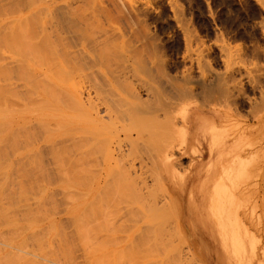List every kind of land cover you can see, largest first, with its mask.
<instances>
[{
  "label": "rangeland",
  "instance_id": "rangeland-1",
  "mask_svg": "<svg viewBox=\"0 0 264 264\" xmlns=\"http://www.w3.org/2000/svg\"><path fill=\"white\" fill-rule=\"evenodd\" d=\"M161 1L165 6L164 16L161 19L153 17L149 20L151 31H156L159 37L158 40H161L158 41L159 46L157 47L159 48H156L157 51L152 50L150 52L146 50L147 52H142L140 59L145 58L143 60H148V63L152 59V62L156 61L158 65L160 58L169 59L167 67L169 74L171 73L172 77L175 75L176 80L181 78L179 82H175L171 77V81L174 80V83H182L184 78L181 76L184 75L185 69L189 68L190 64L188 63L191 56L193 63H195V68L197 67L196 62L199 61L202 69L199 70L200 73L204 72H202L203 75L214 71L215 73H222L227 70V65H229L231 68L239 66L242 68L243 73L246 70V74L244 73L246 76L248 72L249 75L251 74L250 76H253V70L258 64H264V0H179L180 2H177V0L180 18L182 19L181 23L179 21L175 22L176 19L167 1ZM42 2L43 0H0V67H9V69H6V75H9L7 81L1 78L0 83L10 82L14 94L13 98L8 101L9 104L7 103L12 112L8 116L11 117L14 112H19L20 114L25 112L24 115L28 119L26 120L27 123L19 128L16 127V132H13L15 138L19 137L17 142L18 146L21 144L19 148L15 149L16 143V146L13 144L15 148H12L13 146L10 144H6V147L4 144L0 146V155L2 154L0 156V166L2 165L0 167V174H2L0 175V257H2L1 255L3 257L4 255L6 256L7 251L11 252L9 253L10 255L17 254V258L15 256L12 257H15V263L8 254L9 259L7 258L6 260L2 257L8 264L12 262L14 264H22L27 257L28 260L35 259L33 261H37V264L39 258L43 262L40 263L41 261H39L40 264H101L100 262L103 264H116V260H120L119 264H130L129 262L131 264H145L148 261H154V258L157 259V257L156 263L161 258L158 264L163 261L164 264H264V117L261 120L262 122L258 123L256 120L260 114L259 112H257L258 115L256 113V117L251 118V116L247 115L248 113L245 116V112L249 108L247 103L242 108L233 106L235 108L233 109L232 103L229 106V103L223 102L224 100H219L221 102H218L215 99L210 103V100L202 102L204 103L202 107L199 106V103H196L199 102V98L196 99L197 101H193L192 104H190L191 101L183 102L181 105H188L185 106L187 109L182 118L176 115V110H169V107H166V111L168 110L169 112L165 113V115H175V118H177L171 128L172 131L169 129L162 135L165 137L168 134L165 138L166 148L162 151H156L157 148L147 142H141L142 145L136 141L134 142L137 143L138 147L134 144L137 150L139 145L141 148L147 146L150 151L148 150L149 148H145L143 153H153L154 155L148 154V157L144 154V157L141 154V151L144 150L143 148L140 151L134 148L137 153L141 152L140 156L143 157L141 158L138 155L139 160L138 158L137 160L140 161V158L142 159L143 163L141 165H144L142 169H145L146 174L144 175H147V188H145L146 190L142 188L144 185L140 183V178L137 180V185L134 184V186L133 180L129 182L125 173L124 168H127V166L123 167L119 162L114 166L111 160L108 164L103 163V150L106 148H104V142H98L97 139H104L105 133L108 134L118 130V132L120 131V138L123 139L122 143L125 144L126 148L128 142L124 140L127 131L133 132L132 137H135L139 132L140 135L151 139L155 135L154 129H150V126L144 127L140 119H137V121L139 120L137 125L135 118L129 120L130 118L128 119L127 117L130 122L119 119L115 124L111 123L113 125L111 126L109 125L110 122L106 121L102 105L100 106L99 116L102 122L106 121L105 125L107 127L102 126L98 121L97 125V122L92 121L87 112L84 111L88 105L85 99L82 100L84 102V110L68 100L69 97L67 98V95H72L75 89L79 91L82 89L90 90L92 93L94 90L100 91L101 74L79 67H65L57 71H50L43 67L44 65L41 62L42 55L40 54L41 48L36 43L38 37L39 39L41 37L39 36V30L42 27L44 11H42L43 7L40 10L38 8L43 6ZM34 3L35 5H33ZM53 6L52 8L54 9ZM196 49L199 50L197 51ZM118 65L123 67L124 62L120 61ZM156 65L151 68L154 70L150 71V74L153 73V77L151 75L146 76L148 73L144 74L146 71L142 70V66L134 63L132 67H129L133 70L128 73L131 78L127 75L126 82L130 84L132 82V85L136 86V83L154 79V84L161 85L163 81L165 84L167 79L163 78L162 71L159 72L162 70L161 65L155 68ZM122 67L119 68L122 70ZM119 68L115 69L118 71L120 70ZM129 68H123V70ZM106 74L110 76L109 74H112V71L108 70ZM136 75L140 80L137 79ZM170 75L168 76L169 79ZM44 76L53 81L54 89L50 85H46V82L42 80ZM122 79L121 77L117 79L118 84ZM243 79L245 80V78ZM42 82L44 83L39 85ZM13 83H16V85ZM26 85L28 86L27 88L25 87ZM165 85L162 84L161 86L166 87L167 85ZM244 85L243 89H247V93L243 90L245 97L260 95L259 91L253 92L251 90V83L248 85L245 80ZM13 86L15 87L13 88ZM42 86L45 89H39ZM30 88L34 90H30ZM56 88L59 92L61 91L58 96L53 92V94L49 92L55 91ZM37 89H39L40 93L44 91L48 95L47 100H45L46 104L40 97L37 99L38 96L36 94L38 92H35ZM143 91H140V95L142 99H146V92ZM262 94L264 95V89ZM4 105H6L5 102L1 103L0 107L6 111L0 109V113L3 112L2 114L7 115L8 106L5 107ZM24 109L27 111H24ZM22 110L23 112H20ZM54 111L58 114H54ZM52 112L54 116L51 118L48 116L47 118L48 113L51 115ZM41 113L42 115L44 113L45 116H42ZM160 118H162V115ZM45 120L47 124L44 125ZM132 121L135 122L131 123ZM40 123L44 126H41ZM49 124L51 130L44 132L46 130L44 127ZM133 124L138 128L134 127ZM15 126L13 125V128ZM133 128H135V132ZM43 137L48 138V140L44 141ZM94 140H97V142L95 141L94 143ZM93 144H98V146L95 148ZM25 145H27L28 150L25 149ZM65 146L71 150V154L69 152L63 154L60 152L64 151ZM93 147L96 150H100V152L98 151L97 153ZM55 148L56 150L58 149L56 155L54 153ZM11 149L14 150H12L14 152L13 155ZM17 150L18 152H16ZM99 154L103 156L100 155L102 156L100 158ZM57 155H59V158H57ZM64 155H71L72 159L70 158L69 160ZM94 157H96V161L99 159V162L97 161L96 163ZM154 157H158L156 158L158 162L154 159L155 164L153 166L152 159ZM24 158H26V163L25 161L19 162L23 161ZM32 158L34 159L32 160ZM14 160H17L16 164H14ZM28 160L32 161L33 164H30L32 167L29 165ZM6 162L9 163L7 164L9 166L5 164ZM11 163L14 165L10 166ZM138 163L140 164V162ZM157 163L158 165H156ZM18 167L21 168L20 171L22 172L26 170L24 178L21 177L24 173L20 172ZM31 171L34 175L31 174ZM128 182L132 185L130 184V186ZM136 186L141 188H136ZM131 187L136 188L135 191ZM131 189V194L139 192V189H142V191L140 190L138 194H130L128 200L126 199L127 203H125L124 199L126 197L124 198V196H127V192ZM146 191L150 194L153 193L150 196L154 194L155 196L149 199ZM98 194L99 197H96ZM142 194L144 197L141 196ZM133 196L134 201L132 199ZM94 197L97 198L96 204L98 203L100 212H97L98 215H96V211L93 210L94 206H92L95 204L93 201ZM129 202H132L133 205H136V203L139 206L142 203L146 205L141 206L143 209H138L140 208L139 206L132 209L133 205ZM148 203L152 207L147 205ZM130 204L131 207L129 208L134 212L132 216H130L132 212L128 209ZM126 207L130 213L125 212ZM147 207L150 210L147 209L148 211H146ZM2 208L4 209L2 210ZM101 209L102 212L100 211ZM104 209L108 210V216ZM122 209L125 211H123V217L121 216L120 219ZM134 209H138L139 214ZM33 210L36 211L33 212ZM164 211L167 215L163 214ZM41 215L42 219L40 218ZM134 215L137 216L134 217ZM33 216H35V219L31 218ZM6 217L11 218L7 219ZM28 217L31 219H28ZM139 217L141 218L139 219ZM144 217L149 219L144 222ZM130 218L133 219L131 220ZM102 219L110 223H105ZM98 221L100 225L99 228H96L98 227L97 223L99 224ZM149 225H152V227ZM156 225L157 227L160 226L158 231H162L160 232L162 237L158 235ZM23 226L24 228H22ZM148 230L149 233L147 232ZM143 232L149 235L153 234L155 239H163L161 242L160 240L155 241L152 240L153 236L150 235L152 236V239L148 236L150 242H155L149 244L150 242L146 238L147 235L143 236L145 235ZM134 236L136 241L132 239ZM40 237L45 242L40 240ZM142 238L144 241L147 240L149 242L144 243L147 248H145L146 246L143 247V240L140 242ZM158 241L159 243L157 244L156 242ZM39 243L42 244L41 247ZM154 244L157 246L154 247ZM150 247L153 249V253ZM155 249L159 251H155ZM125 252L127 254L123 255ZM129 252L130 254H128ZM42 253L44 254L43 256ZM18 254L20 255L18 256ZM22 254H26V257L24 258ZM18 257L19 259L21 257V259L17 260ZM128 259L129 261L127 262L126 260ZM3 260H1L2 262L0 261L1 264L4 262ZM31 263L32 261H30ZM152 263L150 262V264Z\"/></svg>",
  "mask_w": 264,
  "mask_h": 264
},
{
  "label": "bare ground",
  "instance_id": "bare-ground-1",
  "mask_svg": "<svg viewBox=\"0 0 264 264\" xmlns=\"http://www.w3.org/2000/svg\"><path fill=\"white\" fill-rule=\"evenodd\" d=\"M36 1V0H34ZM167 1V3L170 5L169 7H171V11L173 12V16L174 18L176 19L175 22L177 21H181L182 19L180 18V11H179V6L177 4V2H180L179 0H165ZM177 1V2H176ZM32 2V1H31ZM53 2H54V6H53ZM36 3V2H35ZM35 3L33 5H35ZM43 6L41 7H37L39 10L43 7L42 11H44L42 14L44 16L43 19H42V27L40 28V39L38 37L36 43L38 44V47L41 48L40 49V54L42 55L41 56V62L42 64L44 65L43 67L46 68L47 70H50V71H57L58 69H61V68H67V67H79V68H82V69H88L90 71H96L98 72L99 74H101V83L99 84V90H94L93 93L92 91L90 90H74V92L72 93V95H67V98L69 97V101L73 102L75 104V106H79L80 109L84 110L83 107H84V102L82 101L83 99H85V101L87 102V106L85 107L86 110H84L85 112H87V114L89 115V117L92 119V121H95V122H99L101 123V125L107 127L105 125L106 121L110 122L109 125L113 126L112 124H115L119 119H124V120H131L132 118H135V120L137 121V119H140L143 123V126L144 127H147V126H150V129H154V137L152 136V138H146L142 135L139 134V132L137 133V135L135 137H132V133L127 131L126 133V138L124 141L128 142V146L125 148V144L122 143L123 139L120 138V131L118 132V130H114L113 132L111 133H108L104 135V139H97L98 142H104V148H106L105 150H103L102 152L104 153V156L102 154H99V157L101 158L102 156V160H103V163L104 164H108V162L111 160L113 161L114 163V166H116L117 162H119V164L123 167L127 166V168L125 167L124 170H125V173L127 174V178H128V181L136 184L137 185V180L140 178V183L142 185H144V187H141L146 190L145 188H147V185H146V178H147V175H144L146 174V171L145 169H142L144 167V165H141V163H143L141 160V157L140 156V153L142 155H147L149 157L150 154L153 155V153H148L145 152V148H149L145 145L142 150V148L140 147L141 142H147L149 144H151L154 148H157L156 151L158 150H163L166 148V141H165V137L162 136L165 134V132L167 130H171V128L173 127L174 123H175V115H165V113H168L169 111L167 110L166 111V107H169V110L171 109H174L177 111L176 115L180 118H182L184 116V113L187 109V107H185L186 105L188 104H184V105H181L183 102H190V104L193 103V101H197L196 99H198L199 102H196V103H199L200 105L199 106H203L204 101H209V103L215 99V101L217 100L218 102H226V103H229V106L232 105L235 106V108H242L244 106L245 103H247V107L248 109L246 110L247 112H245V116L249 115L252 117H256V113L259 112L260 114L258 115V119L256 121L258 123H260L261 120H263V117H264V95L262 94L263 92V89H264V64H258V66L254 69L253 67V71H254V74L253 76H250L249 75V72L247 74V76L245 75L246 73V70L244 71L243 73V70L241 67L237 66V67H233L231 68L229 65H227V70H223L224 72L222 73H215L214 72H210L207 74H202V72L200 73V70L201 69V65H199V61L196 62L197 64V67L195 68L194 67V64L191 57H190V61L188 64L189 65V68L187 67L185 69V73H183L181 76L183 81L182 83H174L173 81L175 80V82H179V80L181 78H179V80H176V77L174 75V77H172L170 74H169V69H167L168 67V60L167 58H163L161 59L160 58V61H159V65L156 63V61L152 62V59H150V63H148V60L145 61L143 59H140L141 55L143 54L142 52H145L146 50L148 51H157L156 48H159L157 46L158 45V41H161V40H158L159 37L156 33V31H151L150 27H149V20L152 19L153 17H156L157 19H161L163 16H164V12H165V6L163 5L162 1H157V0H43ZM52 6L54 7V9L52 8ZM181 9V8H180ZM37 10V9H36ZM182 11V10H181ZM35 12V11H34ZM39 12V11H38ZM37 12V13H38ZM36 14V13H35ZM40 15V13H39ZM182 15V13H181ZM181 23V22H180ZM182 26V25H181ZM186 28V27H185ZM42 29V30H41ZM155 29V28H154ZM183 29V27H182ZM38 30V29H37ZM34 32H38V31H34ZM37 35V34H36ZM35 36V35H34ZM187 36V35H186ZM194 36V35H193ZM37 37V36H35ZM34 37V38H35ZM189 37V36H188ZM38 40H40L38 42ZM188 40V38H187ZM160 43V42H159ZM187 43V42H186ZM41 45V46H39ZM190 45V44H189ZM188 47V46H187ZM199 47V46H198ZM197 47V48H198ZM197 50V49H196ZM199 50V49H198ZM197 50V51H198ZM146 51V52H147ZM190 51V50H189ZM196 51V52H197ZM156 53V52H155ZM188 53V52H187ZM194 54V53H193ZM151 55V54H150ZM188 58V57H187ZM201 59V58H200ZM124 62V66H119L118 63H120V61ZM143 60V61H142ZM189 60V59H188ZM118 62V63H117ZM138 63V65L140 64L142 66V70L146 71L144 74L147 75H151L153 76L152 74H150V71L151 70H154V69H151L153 68V66H155L156 64V67L157 66H160L162 68V70H160L159 72L162 71V76H164L163 78L166 80L167 79V84L165 82V85L164 84V81H163V85H165L166 87H163L161 86V82L162 80L158 81V83H160L161 85L155 83L154 84V79L152 77L153 80H144L142 83H136V86H133L132 85V82L131 84L129 82H126L127 80V77L129 76L128 73H130L131 70L133 69H130L129 67L132 65H134ZM229 63V62H228ZM234 63V62H233ZM244 63V62H243ZM231 64V63H230ZM245 64V63H244ZM255 64V63H254ZM112 65H113V68H112ZM115 65V67H114ZM204 65V64H203ZM261 65V66H259ZM3 66V65H2ZM122 67V70L119 68V67ZM185 66H187L185 64ZM4 67V66H3ZM1 68L0 67V80L1 78L4 79V81H7L8 79V76L9 75H6L7 74V70L6 69H9V67H4V68ZM27 67V66H26ZM203 67V66H202ZM208 67V66H207ZM96 68V69H95ZM117 68H119L121 70V72H119L120 70H116ZM123 68H129V69H125L123 70ZM139 68V67H137ZM160 68V69H161ZM198 68V69H197ZM141 69V67H140ZM197 69V70H196ZM209 69V68H208ZM108 70H111L112 71V74H109L110 76H108V74H106V72ZM157 70V69H156ZM184 70V69H183ZM199 70V71H198ZM202 70V69H201ZM141 71V70H139ZM158 71V70H157ZM212 71V70H211ZM251 71V70H250ZM123 72V73H122ZM132 72V71H131ZM138 72V71H137ZM154 72V71H153ZM22 73H24V71H22ZM142 73V74H143ZM204 73V72H203ZM157 74V73H155ZM154 74V75H155ZM128 75V76H127ZM133 75V74H132ZM170 75V79H169V76ZM180 75V74H178ZM244 75V77H242ZM123 76V77H122ZM135 76V75H134ZM137 76V75H136ZM118 77V78H117ZM123 78L121 80V82H119L118 84V80L117 79H120ZM130 77V76H129ZM156 77V76H155ZM171 77L174 79H172L173 81H171ZM131 78V77H130ZM149 78V77H148ZM246 80V83H251L252 86H251V90L254 92V91H259L260 92V95L256 96V97H245L244 95V91L245 89H243L245 87L244 85V79ZM137 79H138V76H137ZM144 79V78H143ZM151 79V77H150ZM157 80V77L155 78ZM161 79V78H160ZM178 79V78H177ZM43 81L46 82V85H50L53 89H54V84H52L53 81H50L49 78L45 77L42 79ZM129 80V79H128ZM140 80V79H138ZM155 80V81H156ZM159 80V79H158ZM120 81V80H119ZM124 81V82H123ZM131 81V80H129ZM136 81V80H135ZM123 82V83H122ZM138 82V81H137ZM157 82V81H156ZM44 82L40 83L39 85L43 84ZM120 83H122V85H120ZM14 85H16V83H13ZM134 84V83H133ZM18 85V84H17ZM135 85V84H134ZM244 85V87H243ZM247 85V84H246ZM19 86V85H18ZM15 86H13L14 88ZM17 87V86H16ZM26 88L28 87L27 85L25 86ZM249 87V86H248ZM39 89H45L43 86ZM39 89H37V91H35L38 96L37 99H39V97L41 98V100L43 101L44 100V103L46 104V101L47 100V94L46 92L44 91H39ZM27 90V89H25ZM30 90H34V89H31ZM145 91L146 92V99H142V96L140 95V91ZM247 90V89H246ZM245 90V92H246ZM143 91V92H144ZM49 92H53L54 94H56V96H58V94L61 92L58 91V89L56 88L55 91H49ZM64 92V91H63ZM257 92V93H259ZM52 93V94H53ZM67 93V92H65ZM247 93V92H246ZM46 94V95H45ZM93 94V95H92ZM262 94V95H261ZM101 95V96H100ZM249 95V94H248ZM247 95V96H248ZM257 95V94H256ZM14 94L12 92V88H11V83L10 82H6V83H0V104L2 103H6V105H4L5 107H7V103L9 104L8 101L11 100V98H13ZM66 97V95H65ZM143 97V98H144ZM152 99H150V98ZM223 98V99H221ZM165 99V100H164ZM201 99V100H200ZM221 100V101H219ZM3 101V102H2ZM201 101V103H200ZM205 102V104H207ZM222 102V103H223ZM232 103V104H230ZM43 104V102H42ZM189 104V105H190ZM225 104V103H224ZM223 104V105H224ZM103 106L104 107V111H105V115H106V121H103L101 120V117L99 116V113H100V106ZM181 105V106H179ZM227 105V104H226ZM45 106V105H44ZM208 106H210L208 104ZM9 107V106H8ZM7 109L9 110L6 114H2L0 113V146L1 145H5L6 147V144H10L11 146H18V140H19V137L15 138L14 135H13V132L15 131L16 132V129L19 128L21 125L27 123L26 120H28L26 117V115H24V113L20 114L19 112L18 113H13V115L8 116L9 113L11 112L10 110V107ZM205 107V106H204ZM233 107V109H235ZM3 111H6L4 110V108H1ZM50 110V109H49ZM48 110V111H49ZM211 110V109H209ZM238 111V109H236ZM24 111H27L24 109ZM47 111V112H48ZM20 112H23L20 111ZM51 112V111H50ZM58 112V111H57ZM84 112V113H85ZM262 112V113H261ZM12 113V112H11ZM36 113H39V112H36ZM246 113H248L246 115ZM28 114V113H27ZM46 114V113H45ZM54 114H58L54 111ZM33 115V114H32ZM42 115V113H41ZM44 115V113H43ZM42 115V116H43ZM52 115V116H51ZM48 113L47 115V118L48 116L53 117V112L51 113ZM162 115V118H160V116ZM26 116V117H25ZM31 116V115H30ZM38 116V115H37ZM40 116V114H39ZM45 116V115H44ZM29 117V115H28ZM125 117V118H124ZM128 119H127V118ZM25 118V119H24ZM37 118V117H36ZM33 119V118H32ZM45 119V118H44ZM54 119V118H53ZM248 119V118H247ZM250 119V118H249ZM47 120V119H46ZM43 123L44 125L47 124V122ZM51 120V119H49ZM122 120V121H124ZM128 120V121H129ZM134 120V119H133ZM30 121V120H29ZM38 121V120H37ZM43 121V119H42ZM140 121V122H141ZM39 122V121H38ZM36 122V123H38ZM98 122H97V125H98ZM130 122V121H129ZM135 121H132L131 123H133ZM138 122L139 120L137 121V125H138ZM262 122V121H261ZM112 123V124H111ZM51 124V123H50ZM47 125L46 127H44L46 130H44V132L46 131H49L51 130V128L49 127L50 126ZM140 124V123H139ZM13 125H17L15 126V128H13ZM41 125V123H40ZM44 125H41V126H44ZM134 125V124H133ZM26 126V125H25ZM136 125H134L135 127ZM17 127V128H16ZM137 127V126H136ZM140 127V126H139ZM37 128V127H36ZM43 128V127H42ZM104 128V127H103ZM123 128V127H122ZM138 128V127H137ZM15 129V130H14ZM135 128H133V131H134ZM42 130V129H41ZM146 130V129H145ZM148 130V129H147ZM151 131V130H149ZM172 131V130H171ZM69 132V131H68ZM123 132V131H122ZM135 132V131H134ZM153 132V131H152ZM169 133V132H168ZM171 134V133H170ZM162 136V137H161ZM14 137V138H13ZM164 137V138H163ZM95 138V137H94ZM163 138V139H162ZM170 138V137H169ZM21 139V138H20ZM24 140H26L25 138H23ZM45 139V140H44ZM22 140V139H21ZM43 140L44 141H47L48 138H44L43 137ZM97 140H94V143L95 141L97 142ZM169 140V139H168ZM171 140V139H170ZM137 142L139 143V148L137 150V148L134 146V144H136L137 146V143H134V142ZM20 142V141H19ZM125 142V143H126ZM169 142V141H168ZM16 143V144H15ZM33 143V142H32ZM48 144V143H47ZM169 144V143H168ZM21 146V144H19ZM94 145V144H93ZM12 147V148H15V147ZM15 149L19 148L20 146H18ZM98 146V144L94 145V147L96 148ZM24 147V145H23ZM93 147V148H94ZM138 147V146H137ZM22 148V147H21ZM38 148V147H37ZM94 148V149H95ZM136 148L137 151H140L142 150L140 153H137V151L134 149ZM25 149L28 150L27 148V145H25ZM13 149H11L12 151ZM31 150V149H29ZM54 153L56 155V151H58V149L56 150V148L54 149ZM93 150V149H92ZM96 150V149H95ZM150 151V148L148 149ZM14 151V150H13ZM12 151V155H13V152ZM70 149H68V147H64V151H60L62 154L63 153H66V152H69L70 153ZM98 151L100 152V150H96V152L98 153ZM18 152V150L16 151ZM29 152V151H28ZM53 152V151H52ZM152 152V151H151ZM59 154V152H57ZM95 153V152H94ZM28 154V153H27ZM25 154V155H27ZM71 154V153H70ZM4 155V153H3ZM15 155V154H14ZM29 155V154H28ZM27 155V156H28ZM31 155V153H30ZM78 155V154H77ZM102 155V156H100ZM138 155L141 157L140 158V161L139 160V157ZM144 155V157H145ZM161 155V154H160ZM2 156V154L0 155ZM18 156V154H17ZM71 155L69 156H65V158L69 159L70 160V157ZM146 156V157H147ZM159 156V155H158ZM4 157V156H3ZM30 157V156H29ZM21 158V157H19ZM28 158V157H26ZM26 158H24L23 161H19V162H24L26 163ZM57 158H59V155H57ZM95 158V159H94ZM94 161H96V157H94ZM138 158V160H137ZM151 158V156H150ZM158 158V157H156ZM155 157L152 159L153 161V166H154V159H156ZM13 159V157H12ZM18 159V158H17ZM34 158H32L33 160ZM72 159V158H71ZM98 159V158H97ZM4 160V159H2ZM99 160V159H98ZM97 160V161H98ZM100 159V161H102ZM147 160V158H146ZM151 160V159H150ZM149 160V161H150ZM6 161V160H4ZM12 161V160H11ZM15 161V160H14ZM29 161V160H28ZM96 161V163H97ZM136 161L140 162V164L136 163ZM144 161V160H143ZM156 162H158V159L155 160ZM0 162H1V159H0ZM3 162V161H2ZM13 162V161H12ZM34 162V161H33ZM36 162V161H35ZM99 162V161H98ZM10 163V161H9ZM8 162H6L5 164H9ZM17 163V160L15 161L14 164ZM112 163V162H111ZM150 163V162H149ZM3 164V163H1ZM13 163L10 164V166L12 165ZM13 164V165H14ZM30 164H33L32 161H29V165ZM19 165V163H18ZM25 165V164H23ZM98 166V164H96ZM95 165V167H97ZM147 165V164H145ZM158 165V163L156 164ZM5 166V165H4ZM3 166V167H4ZM9 166V165H7ZM21 166V165H20ZM31 166V165H30ZM113 166V165H112ZM111 166V168H112ZM143 166V167H142ZM2 167V165L0 166ZM22 167V166H21ZM32 167V166H31ZM109 167V166H108ZM107 167V170H109ZM158 167V166H157ZM7 168V167H5ZM19 168V171H20V167ZM24 168V167H23ZM27 168V167H26ZM30 168V167H29ZM34 168V166H33ZM96 169V168H95ZM162 169V167H161ZM13 170V169H12ZM32 170V169H31ZM34 170V169H33ZM36 170V169H35ZM42 170V169H41ZM106 170V171H107ZM147 170V169H146ZM148 171V170H147ZM3 172V171H2ZM9 172V171H8ZM22 172V171H20ZM1 173V172H0ZM22 174L24 178V175H26V170L25 172L23 171ZM28 173V171H27ZM38 173V172H37ZM106 173V172H105ZM109 173H110V170H109ZM21 174V173H20ZM19 174V175H20ZM29 174V173H28ZM31 174H32V171H31ZM40 174V173H38ZM151 174V173H150ZM149 174V175H150ZM2 175V174H0ZM4 175V173H3ZM34 175V173L32 174ZM37 175V174H36ZM35 175V176H36ZM107 175V174H106ZM110 175V174H109ZM133 175V176H131ZM47 176V175H46ZM112 176V175H110ZM3 177V176H1ZM9 177V176H8ZM26 177V176H25ZM28 177V176H27ZM37 177V176H36ZM7 178V177H6ZM5 178V179H6ZM10 178V177H9ZM20 178V177H19ZM32 178L34 179V177L32 176ZM38 178V177H37ZM21 179V178H20ZM43 179V178H42ZM41 179V180H42ZM1 180V179H0ZM24 180V179H23ZM35 180V179H34ZM135 180V181H134ZM6 181V180H5ZM4 181V182H5ZM31 181V180H30ZM98 182V181H97ZM128 182V183H129ZM135 182V183H134ZM2 183V181H1ZM15 183V182H14ZM27 184V183H26ZM31 184V182H30ZM46 184V183H45ZM131 183H129L130 185ZM2 185V184H1ZM25 185V184H23ZM22 185V186H23ZM40 185V184H39ZM96 185V184H95ZM132 185V184H131ZM130 185V186H131ZM140 185V184H138ZM19 186V184H18ZM26 186V185H25ZM28 186V185H27ZM30 186V185H29ZM41 186V185H40ZM135 186V185H134ZM3 187V186H1ZM133 187V186H132ZM131 187V188H132ZM140 187V186H138ZM136 186V188H138ZM140 187V188H141ZM22 188V187H20ZM25 188V187H24ZM135 188V189H136ZM3 189V188H2ZM128 189H130L128 187ZM134 191L135 189L132 188ZM127 192V196H124V201L125 203H127L126 201L128 200V196L130 197V191ZM4 190V189H3ZM140 190L142 191V189H139V192ZM150 190V189H149ZM20 191V190H19ZM138 191V190H137ZM148 191V190H147ZM146 191V192H147ZM1 192V191H0ZM11 192V191H9ZM15 192V191H14ZM40 192V191H39ZM139 192H134V194H138ZM145 192V194H146ZM3 193V192H2ZM41 193V192H40ZM98 193V192H97ZM147 192V197H149V199H151L153 196H155V194L153 196H150L152 195L153 193H149ZM14 194V193H12ZM20 194V192H19ZM26 194V193H25ZM123 194V193H122ZM133 194V193H132ZM131 194V195H132ZM133 194V195H134ZM141 194V193H140ZM139 194V196H140ZM2 195V194H1ZM21 195V194H20ZM95 195V194H94ZM7 196V195H6ZM23 197V195H21ZM136 196V195H135ZM141 196L144 197V195L142 194ZM26 197V196H25ZM96 197H99V194L98 196ZM142 197V198H143ZM11 198V197H10ZM24 198V197H23ZM27 198V197H26ZM95 198V197H94ZM134 198V196L132 197V199ZM138 198V197H137ZM136 198V199H137ZM141 198V197H140ZM139 198V199H140ZM97 198L93 199L94 201V206L93 207V210L96 211V213H100L99 212V209H98V203L96 204ZM122 199V200H123ZM127 199V200H126ZM168 199V198H167ZM171 199V198H170ZM15 200V199H13ZM40 200V199H39ZM96 200V201H95ZM141 200V199H140ZM153 200V199H152ZM25 201V200H24ZM30 201V200H29ZM131 201V200H129ZM134 201V199H133ZM151 201V200H150ZM174 201V199H173ZM11 202V201H10ZM148 202V201H147ZM146 202V203H147ZM154 202V201H153ZM33 203V202H32ZM106 203V202H105ZM129 203H132V202H129ZM136 203V202H135ZM137 203H138V200H137ZM136 205L132 203V207H131V204L130 206H128V209L129 211L132 212V209L135 207H138L139 204ZM142 203V202H141ZM152 203V202H151ZM40 204V203H39ZM150 203H148L147 205H149ZM172 204V203H171ZM175 204V202H174ZM26 205V204H25ZM29 205V204H27ZM97 205V207L95 208V206ZM143 205V203L141 204V206ZM146 205V204H144ZM143 205V206H144ZM154 205V203H153ZM167 205V204H166ZM9 206V205H8ZM11 206V205H10ZM100 206V205H99ZM107 206V205H106ZM139 206L140 208L138 209H143V207ZM150 207H152L151 205H149ZM176 206V205H174ZM173 206V207H174ZM178 206V205H177ZM1 207V206H0ZM20 207V206H18ZM26 207V206H25ZM101 207V206H100ZM131 207V208H129ZM11 208V207H10ZM31 208V207H30ZM95 208V209H94ZM107 208V207H106ZM105 208V209H106ZM169 208V207H168ZM171 208V207H170ZM4 208H2L3 210ZM8 209V207H7ZM18 209V208H17ZM98 209V210H96ZM104 209V210H105ZM125 209V208H124ZM138 209H134L135 211L137 210L138 214H139V210ZM147 209H149L148 207L146 208V211H148ZM6 210V209H5ZM31 210V209H30ZM44 210V208H43ZM126 210V211H125ZM125 210H121L122 213H120V219H121V216L123 215V211L125 212H128L130 213L129 211H127V207ZM150 210V209H149ZM158 210V209H157ZM174 210V209H173ZM178 210V209H177ZM175 210V211H177ZM7 211V210H6ZM5 211V212H6ZM19 211V210H18ZM29 211V210H28ZM27 211V212H28ZM36 211V210H33V212ZM46 211V210H45ZM102 212V209L100 210ZM107 212V216L109 214L108 210H105ZM11 212V211H10ZM13 212V211H12ZM23 212H24V208H23ZM32 212V210H31ZM42 212V211H41ZM104 212V213H106ZM163 212V211H162ZM167 212H169L167 210ZM173 212V211H172ZM37 213V212H36ZM98 213L96 215H98ZM134 212H132V214L130 213V216L133 215ZM142 213V212H141ZM143 213H144V210H143ZM142 213V214H143ZM178 213V212H177ZM8 214V213H7ZM14 214V213H13ZM24 214V213H23ZM39 214V213H38ZM43 214V213H42ZM94 213H92L93 215ZM136 214V213H135ZM164 215L166 214L165 211L163 213ZM34 215V214H32ZM96 215L94 214V216L96 217ZM127 215V214H125ZM124 215V216H125ZM129 215V214H128ZM145 215V213H144ZM149 215V214H148ZM159 215V214H158ZM167 215V214H166ZM10 216V214H9ZM37 216V215H36ZM137 216V215H136ZM134 215V217H136ZM139 216V215H138ZM141 216V215H140ZM2 217V216H1ZM8 217V216H7ZM6 217V218H7ZM19 217V216H18ZM27 217V216H25ZM35 216L31 217L32 219L34 218ZM42 217V215L40 216V218ZM104 217L106 219H108V217H106L104 215ZM123 217V216H122ZM167 217V216H165ZM4 218V217H2ZM11 218V217H10ZM10 218H7V219H10ZM14 218V217H13ZM16 218H17V215H16ZM20 218V217H19ZM28 217V219H31ZM52 218V217H51ZM141 217H139L140 219ZM146 217L143 218V220L145 219ZM35 219V218H34ZM37 219V218H36ZM42 219V218H41ZM127 219V218H126ZM125 219V220H126ZM129 219V218H128ZM131 220L133 218H130ZM138 219V220H139ZM149 218L145 219L144 222H146V220H148ZM5 220V219H4ZM13 220V219H12ZM21 220V219H19ZM52 220V219H50ZM93 220V218H92ZM105 219H102V221H104ZM109 220V219H108ZM142 220V221H143ZM15 221V220H14ZM23 221V220H22ZM33 221V220H32ZM100 220V222H102ZM141 221V220H140ZM26 222V221H25ZM37 222V221H36ZM99 222V221H98ZM100 222L99 224L97 223L98 227L96 228H99V225H100ZM105 223H110L109 221H104ZM95 223V222H94ZM140 223V222H139ZM162 223V222H160ZM159 223V224H160ZM8 224V223H7ZM112 224H114L112 222ZM112 224H109V225H112ZM154 224V223H153ZM61 225V224H59ZM95 225V224H94ZM102 225V224H101ZM16 226V225H15ZM58 226V225H57ZM138 226V225H137ZM150 226V225H149ZM9 227V226H8ZM52 227V226H51ZM94 227V226H93ZM136 227V226H135ZM152 227V225L150 226ZM155 227V226H154ZM157 227V225H156ZM160 227V226H159ZM157 227V232H158V235H160V232H162L160 230V232L158 231L160 228ZM24 228V226L22 227ZM44 228V227H43ZM95 228V227H94ZM10 229V228H9ZM15 229V228H14ZM41 229V228H40ZM47 229V228H46ZM50 229V228H49ZM59 229V227H58ZM79 229V228H78ZM146 229V228H144ZM147 229H150V228H147ZM11 230V229H10ZM19 230V229H18ZM44 230V229H43ZM82 231V229H80ZM98 230V229H97ZM15 231V230H14ZM13 231V232H14ZM8 232V231H7ZM10 232V231H9ZM47 232V231H46ZM59 232V231H58ZM61 232V231H60ZM67 232V231H66ZM85 232H86V229H85ZM96 232V231H95ZM98 232V231H97ZM103 232V231H102ZM141 232V231H140ZM149 233V230L147 231ZM49 233V232H48ZM84 233V232H83ZM142 233V232H141ZM140 233V234H141ZM21 234V233H20ZM32 234V233H31ZM53 234V233H52ZM58 234V233H57ZM63 234V232H62ZM73 234V233H72ZM131 234V233H130ZM143 236H146V238H148V236L152 239V236H153V239L152 240H161L163 239H155V236L153 234H150L152 236H150L149 234L147 233H144L143 232ZM15 235V234H13ZM17 235V233H16ZM98 235V234H97ZM126 235V234H125ZM134 235V234H133ZM156 235V234H155ZM62 236V235H61ZM115 236V235H114ZM124 236V235H123ZM137 236V235H136ZM9 237V236H8ZM7 237V238H8ZM16 237V236H15ZM29 237V236H28ZM39 237V235H38ZM37 237V238H38ZM54 237V236H53ZM52 237V238H53ZM82 237V236H81ZM108 237V236H107ZM110 237V236H109ZM131 237V235H130ZM138 237H140L138 235ZM137 237V238H138ZM156 237H159V236H156ZM160 237H162L160 235ZM31 238V237H30ZM36 238V239H37ZM41 238V237H40ZM55 238V237H54ZM86 238V237H85ZM136 238V239H137ZM150 238H148L147 240L150 242ZM15 239V238H14ZM62 239V238H61ZM129 239V238H128ZM135 240V236L134 238H132ZM130 239V240H132ZM140 239V238H139ZM5 240V239H4ZM10 240V239H9ZM24 240V239H23ZM35 240V238H34ZM39 240V239H38ZM37 240V241H38ZM40 240H43L42 238ZM39 240V241H40ZM82 240V239H81ZM127 240V239H126ZM143 240V242H142ZM147 240L144 241V239L142 238L140 242H142L143 244L146 242V243H149L147 242ZM151 240V241H152ZM8 241V240H6ZM11 241V240H10ZM48 241V240H47ZM62 241V240H61ZM83 241V240H82ZM81 241V242H82ZM154 241V242H155ZM27 242V241H26ZM42 243V241H40ZM43 242H45L43 240ZM56 242V240H55ZM84 242H86V240H84ZM153 241L150 242L149 244L151 243H154ZM6 243V242H5ZM9 243V241H8ZM37 243V242H36ZM41 243H39L40 247H41ZM72 244V242H70ZM157 244L159 243L156 242ZM18 244V243H17ZM20 244V243H19ZM65 244V243H64ZM81 244V243H80ZM84 244V243H83ZM87 244V243H85ZM21 245V244H20ZM24 245V244H23ZM26 245V243H25ZM38 245V246H39ZM66 245V244H65ZM88 245V244H87ZM19 246V245H18ZM37 246V247H38ZM54 246V245H53ZM63 246V245H61ZM84 246V245H83ZM89 246V245H88ZM139 246V245H138ZM146 246L145 244L143 245V247ZM157 245L154 244V247H156ZM25 247V246H24ZM29 247V246H28ZM35 247V246H34ZM44 248V246H42ZM55 247V246H54ZM65 247V246H64ZM86 247V246H85ZM84 247V248H85ZM147 248V246L145 247ZM144 248V249H145ZM151 248V247H150ZM159 248V247H158ZM156 248V249H158ZM165 248V247H164ZM21 249V248H20ZM28 249V248H26ZM34 249V248H33ZM52 249V248H51ZM67 249V248H66ZM71 249V248H70ZM83 249V248H82ZM89 249V248H88ZM88 249H87V252H88ZM96 249V248H95ZM129 249V248H128ZM127 249V251H128ZM152 249V248H151ZM155 251H159V250H156ZM62 250V249H61ZM65 250V249H64ZM86 250V249H85ZM126 250V249H125ZM131 250V249H130ZM139 250V249H138ZM19 251V250H18ZM15 252V253H19V252ZM27 251V250H26ZM35 251V250H34ZM90 251V249H89ZM145 251V250H144ZM147 251V250H146ZM145 251V252H146ZM152 253H153V249L151 250ZM8 253H6V256L10 255L9 251H7ZM39 252V251H38ZM46 252V251H45ZM52 252V250H51ZM49 252V253H51ZM55 252V251H54ZM53 252V253H54ZM57 252V251H56ZM120 252V251H119ZM131 252V251H130ZM130 252L128 254H130ZM148 252V251H147ZM4 253V254H5ZM33 253V252H32ZM48 253V254H49ZM89 253V252H88ZM115 253V252H114ZM123 253V252H122ZM133 253V252H132ZM159 253V252H158ZM8 254V255H7ZM60 254H62L60 252ZM68 254V253H67ZM121 254V253H120ZM127 253L125 252V254L123 255H126ZM20 254H18L19 256ZM26 255V254H25ZM22 254V256L25 258L26 256ZM37 255V254H36ZM41 255V254H40ZM44 254L42 253V256ZM46 255V254H45ZM69 255V254H68ZM73 255V254H72ZM119 255V254H117ZM140 255V254H139ZM148 255H150L148 253ZM159 255V254H157ZM156 255V256H157ZM161 255V254H160ZM3 257V255H1ZM4 255L3 258H5L7 260V258L9 259V256L6 257ZM11 257V260L17 256V254L15 255H10ZM13 256H15L14 258H12ZM86 256V254H85ZM144 256V255H143ZM146 256V255H145ZM0 257V261L3 260V258ZM84 257V256H83ZM88 257V256H87ZM116 257V255H115ZM119 257V256H117ZM124 257V256H123ZM122 257V258H123ZM128 257V255H127ZM147 257V256H146ZM145 257V258H146ZM2 258V259H1ZM17 258V257H16ZM22 258V259H24ZM28 258V257H27ZM26 258V259H27ZM33 258V257H32ZM31 258V259H32ZM55 258V257H54ZM86 258V257H85ZM126 258V256H125ZM131 258V257H130ZM133 258V256H132ZM138 258V256H137ZM21 259V257H20ZM19 257L17 260H20ZM26 259H24V262L22 264H30V261H32L31 264L35 263L37 264L36 262L37 261H33V260H28L27 259V262H26ZM47 259V258H46ZM50 259V257H49ZM59 259V258H58ZM68 259V258H67ZM127 259V258H126ZM153 259V258H152ZM158 259V257H157ZM156 258H154V261L151 260V261H148V263L150 264V262H153L152 264H158L160 263L159 259L158 260V263L155 262V260H157ZM12 260V261H13ZM42 260V259H41ZM40 258H39V261H41ZM119 260V259H118ZM125 260V259H123ZM131 260V259H130ZM164 260V259H162ZM4 261V260H3ZM11 261V262H12ZM38 261V264L40 263H43L42 261L39 263ZM57 261V260H56ZM110 261V260H109ZM127 262L129 261L126 260ZM2 262V261H1ZM0 262V264H1ZM15 263V260L13 261ZM12 262V263H13ZM116 264H119L120 260L117 261L116 260ZM122 262V260H121ZM164 262V261H163ZM162 262V263H163ZM5 264H8V262L6 263L5 261L3 262ZM2 263V264H3ZM11 263V264H12ZM13 263V264H14ZM101 264H103L102 262H100ZM123 263V262H122ZM131 264V262H129ZM133 263V261H132ZM145 263V262H144ZM147 263V262H146ZM145 263V264H146ZM147 263V264H148ZM161 263V264H162ZM167 263V262H166ZM48 264V263H47ZM128 264V263H126ZM140 264V263H139ZM164 264V263H163Z\"/></svg>",
  "mask_w": 264,
  "mask_h": 264
}]
</instances>
